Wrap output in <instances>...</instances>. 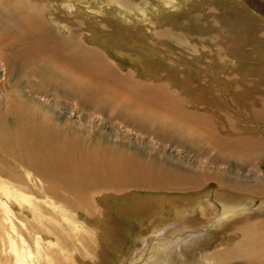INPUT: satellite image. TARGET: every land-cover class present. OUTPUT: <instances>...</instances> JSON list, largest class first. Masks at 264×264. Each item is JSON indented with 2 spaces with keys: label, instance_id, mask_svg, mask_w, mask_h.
<instances>
[{
  "label": "rangeland",
  "instance_id": "374dc122",
  "mask_svg": "<svg viewBox=\"0 0 264 264\" xmlns=\"http://www.w3.org/2000/svg\"><path fill=\"white\" fill-rule=\"evenodd\" d=\"M125 1L128 4L124 0H0V123L10 130L11 119L18 117L15 112H36L43 123L50 120L58 133L74 138V147L81 152L89 146L99 158L109 153L103 160L120 166L128 176L161 166L191 175L207 164L206 172L213 176L217 171L226 181L236 176L243 184H252L247 176L256 165L264 178V148L235 151L227 140L233 130H248L260 135L264 145V122L257 118L264 114V0ZM152 2L156 8L163 5L170 19L149 11ZM151 20L169 24L166 39L144 26ZM182 24L186 36L180 44L175 30ZM209 35L214 38V51L209 44L206 47ZM220 46L226 51L223 56L218 53ZM106 72L110 76L104 81ZM208 132L219 137L211 134L213 140H208ZM226 161L229 165L221 166ZM15 170L22 179L0 165L1 264L5 252L16 258L9 249L17 227L23 231L44 224L54 229L73 227L65 233L71 238L65 249L53 255L59 258L83 248L81 242L94 235L91 227H111L113 238L95 237L98 246L99 241L109 242L104 264H124L141 240L152 237L154 230H168L164 224L170 226L173 219L164 214L151 229L134 218L136 213L128 215L130 198L157 194L139 183L115 191L92 189L77 200L61 191L55 200L35 187L39 180L23 169ZM42 210L54 215L41 218ZM57 211L69 216L58 219ZM199 218L193 223L199 224ZM228 226L210 231L203 238L207 242L198 240V250L191 248L188 256L201 258L213 249L220 251L218 245L227 244L223 234L232 232ZM59 239L42 243L55 249ZM31 244L45 264L49 257L35 253L36 245ZM15 258L12 264H20Z\"/></svg>",
  "mask_w": 264,
  "mask_h": 264
},
{
  "label": "bare ground",
  "instance_id": "6f19581e",
  "mask_svg": "<svg viewBox=\"0 0 264 264\" xmlns=\"http://www.w3.org/2000/svg\"><path fill=\"white\" fill-rule=\"evenodd\" d=\"M111 1L113 2V0ZM160 1H163L164 4H169L168 2L170 0ZM125 2L124 0V3ZM147 9H149V11L153 10L152 13L156 14L165 13L166 10L163 5L157 6L156 8L155 2L148 5ZM160 16L163 19L162 15ZM163 16H165V14ZM169 19L167 18V20ZM165 22L162 20L161 22L160 20L155 22L151 20L147 21L144 26H148L152 29V33L155 36L162 37L163 35L166 36L168 31L164 32V30L167 29V25H169H166ZM185 26L182 24L177 27V30L173 29L178 36L180 44L183 42L181 37L186 36L182 34ZM102 27L106 28L104 25ZM201 27L202 29L204 28V30L207 29L205 25ZM210 30L212 31V28ZM175 32L173 34H175ZM164 36L162 38L166 39ZM208 37L210 38L209 43L204 41L207 43L206 47L209 44L210 49L214 51L216 49L213 48L212 40L214 38L211 35ZM187 41L189 40L187 39ZM218 53H221L223 56V54L226 53L225 48L220 46ZM176 56L177 55H175V57ZM109 76L110 72H106L103 74L102 78L106 81ZM227 79L228 81L232 80L228 76ZM15 113L18 117L11 119L10 130H7L5 124L0 123V165L4 167L8 173H13L15 175L14 178L22 179V175L15 169H23L29 177H34L39 180V183L35 182V187H38L42 190L43 194H47V196H51L55 200L59 199L58 192L61 191L64 195L73 196L77 200L83 197V193L92 189L115 191L124 187L134 188L136 186L135 183H139L143 187L157 193L156 195L145 198H130L128 202L132 203V206L130 211H128V215L134 217V215L131 214L136 213L137 216L135 215L134 218L141 223V225L147 224L151 229H155L160 216L164 214H168V216L172 215L173 219L170 221V226H167L165 223L164 227H169L168 230L163 229L157 232H154V230L152 232L153 236L149 233L145 235L148 236V238L149 235L152 237L148 240L146 239V241L141 240L138 245L136 244V249L130 254V257L128 256L129 258L126 259L124 264H264V217H259V214L264 213V178L257 172V165L248 173L250 176H247L252 178V184H243L236 176L235 180L231 181L233 178H229L230 180L226 181L224 180V176H220L216 173L217 171H214L215 174H213L218 175L212 176V174L206 172L207 164H204L202 166L203 168H196L191 175L182 173L178 168L171 172L169 169L161 166L155 169L148 167L143 173L139 172L134 176H128L126 172H121L120 166L113 162L103 160L109 153L105 152L106 155H101L100 159L95 153L96 150L89 148V146H84L81 152L79 148L74 147V138L68 137V134H63L62 136L60 133L61 131L58 133L55 128L51 126L53 123L50 124V120H48L49 124L46 125L45 123L47 122L43 123L40 118L38 119L35 116L36 112L30 113L29 115L21 112ZM8 114L12 116V112ZM1 118L2 115H0V121ZM257 118L259 121L264 122V114L260 115V119L259 115ZM208 133V140H213L211 134L213 138L219 137L213 133ZM231 133L233 135L227 140H229L231 149L235 151H247V149L258 151L261 150L262 147L264 148V145L259 142L260 135L256 133L252 132L250 134L248 130H233ZM75 141L77 140L75 139ZM209 148L211 149V147ZM99 153L98 151L97 154L99 155ZM230 154L234 155L233 153ZM205 160L208 161V157H205ZM222 165L228 166L229 164L226 161L222 162L221 166ZM238 171L241 172V169H238ZM1 174L8 177L5 173ZM175 192L185 195L176 196L174 195ZM42 198L44 200L46 199L44 195ZM120 200L123 199L120 198ZM257 200H259V206L255 207ZM119 211L122 215L128 216L121 209H119ZM64 213L65 212L61 213V211H57L55 215L57 218L59 216H69ZM45 214L54 215L51 211L45 210L43 214H41V218L44 217ZM197 215L200 217L199 224L193 223ZM84 216L87 218L86 215ZM78 220L82 221L83 224H87L89 221V219L88 221L82 219ZM76 222L77 220L73 223ZM227 225H229L228 228H232V232H225L223 234V238L225 237L224 239H226L227 244L222 241V243L218 245L221 249L220 251L215 253L213 249L207 252V254L203 253L201 258H190L188 256V252L191 248L194 247L198 250V247L195 246L198 240L207 242V239L203 238H207L210 231L221 229V227H226ZM44 226L45 227H26L24 231L22 229L23 227L12 229L16 238L14 235L10 244L11 249L9 250L14 252L20 264L42 263L39 262L40 257L34 255L30 246L31 241L36 245L35 253L39 252L41 255L45 254L46 257H49L50 260L48 259L47 262L50 264H104L103 259L106 255V249L110 245L109 242L103 243L102 245L99 241L98 246V240L95 237L101 236L109 239L113 238L115 235V231H113L114 229L111 227H91V231L94 235L87 237L84 242H81L83 248H80L79 251L77 250L72 254H70L71 252L68 253L65 251L68 255H66L65 258H59L53 255L56 254L57 250L60 251L62 248L65 249V243L67 240L70 241L71 239H69V236L65 235V233H68L73 227L60 226L54 229V227H46V224H44ZM170 230L172 232L167 235ZM25 231H28V234L24 233ZM86 234L89 235L87 230ZM61 235L63 236L61 237ZM57 237L60 239L56 241V250L43 244L44 241ZM228 237L233 240H229ZM79 241H81L80 237L78 238V242ZM47 242L50 243L49 241ZM190 244L193 246H190ZM31 245H33V243ZM8 246L9 244L7 247ZM68 247L71 248V245ZM178 250L181 251V254L178 253ZM201 250L202 249L199 248V251ZM14 258L5 252L3 259L4 263L2 264H12L11 261H13ZM14 262H16V260ZM47 262L45 264H47Z\"/></svg>",
  "mask_w": 264,
  "mask_h": 264
}]
</instances>
